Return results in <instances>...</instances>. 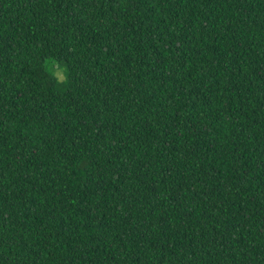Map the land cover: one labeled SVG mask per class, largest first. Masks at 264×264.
<instances>
[{"label":"trees","instance_id":"1","mask_svg":"<svg viewBox=\"0 0 264 264\" xmlns=\"http://www.w3.org/2000/svg\"><path fill=\"white\" fill-rule=\"evenodd\" d=\"M0 264H264V0H0Z\"/></svg>","mask_w":264,"mask_h":264},{"label":"rangeland","instance_id":"2","mask_svg":"<svg viewBox=\"0 0 264 264\" xmlns=\"http://www.w3.org/2000/svg\"><path fill=\"white\" fill-rule=\"evenodd\" d=\"M63 69V71H64V68H63V66H61V67H58L57 65H56V73H57V75H58V77L60 78V79H63L64 78V74H63V72L61 71V69Z\"/></svg>","mask_w":264,"mask_h":264}]
</instances>
